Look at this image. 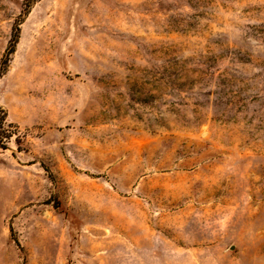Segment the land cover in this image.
<instances>
[{
    "label": "rangeland",
    "instance_id": "rangeland-1",
    "mask_svg": "<svg viewBox=\"0 0 264 264\" xmlns=\"http://www.w3.org/2000/svg\"><path fill=\"white\" fill-rule=\"evenodd\" d=\"M0 105V264H264V0H0Z\"/></svg>",
    "mask_w": 264,
    "mask_h": 264
},
{
    "label": "trees",
    "instance_id": "trees-1",
    "mask_svg": "<svg viewBox=\"0 0 264 264\" xmlns=\"http://www.w3.org/2000/svg\"><path fill=\"white\" fill-rule=\"evenodd\" d=\"M19 38H20V24L15 29V33H14L13 39L11 41V46L8 49L9 54H7L5 56V58H4V60H3V63L5 65L8 64L10 55L16 50V46H17V43L19 41ZM0 109H2V111L4 112V115H5L6 112H5V110H3V108H2L1 105H0ZM4 120H5V118H3V121ZM2 129H4L3 126H0V145H3V144H1L2 143L1 141L2 140L8 139V138H11L12 137V135L10 134V132H8L6 129L4 131H2Z\"/></svg>",
    "mask_w": 264,
    "mask_h": 264
}]
</instances>
